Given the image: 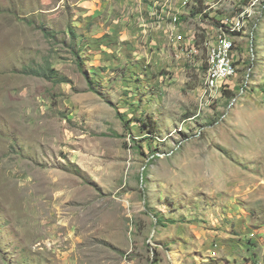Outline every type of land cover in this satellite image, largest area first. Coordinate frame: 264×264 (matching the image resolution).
<instances>
[{"label":"rangeland","instance_id":"rangeland-1","mask_svg":"<svg viewBox=\"0 0 264 264\" xmlns=\"http://www.w3.org/2000/svg\"><path fill=\"white\" fill-rule=\"evenodd\" d=\"M254 1L0 0V264H264V0L214 95L149 31Z\"/></svg>","mask_w":264,"mask_h":264},{"label":"built area","instance_id":"built-area-1","mask_svg":"<svg viewBox=\"0 0 264 264\" xmlns=\"http://www.w3.org/2000/svg\"><path fill=\"white\" fill-rule=\"evenodd\" d=\"M186 2L183 1V4L185 5ZM257 3L258 0L234 15H225L220 20H214L216 24L204 22L205 26L201 33L204 34L202 45L206 50L207 68L203 97L221 91L226 83L236 76L238 71L236 38L245 32L255 14L254 8ZM166 8L167 6L163 7V10ZM180 17V14H173L170 11L168 15H163L162 19L167 23V35L178 49L180 56L185 52L187 56H195L199 53L197 35L183 34ZM211 17L212 20L215 18L212 15Z\"/></svg>","mask_w":264,"mask_h":264},{"label":"crops","instance_id":"crops-1","mask_svg":"<svg viewBox=\"0 0 264 264\" xmlns=\"http://www.w3.org/2000/svg\"><path fill=\"white\" fill-rule=\"evenodd\" d=\"M178 7V6H177ZM176 7V8H177ZM151 8V7H150ZM181 8V7H180ZM152 9V8H151ZM211 15V14H210ZM217 14H213L212 13V16L215 17ZM188 15L186 16H182L180 17V20L182 22V32L184 35L188 36L192 33H196L197 35V38L199 39V34L201 33V30L200 29H196V25L195 24H192L191 21L194 19L190 18V17H187ZM207 23H209L210 21H206ZM159 23V22H158ZM119 26V25H118ZM198 26L202 28L205 26V24H203V22H199L198 23ZM117 31V30H116ZM114 32L115 34H117V32ZM150 33H151V36H152V46H157L161 43V41H156L155 38H158L159 39V36H162L161 38L163 39L164 41V37L166 39V41L169 43V45H174L172 40H170V38L168 37L167 33V23L166 22H162V23H159L157 26H150V29H149ZM156 36V37H154ZM175 46V45H174ZM176 47V46H175Z\"/></svg>","mask_w":264,"mask_h":264},{"label":"trees","instance_id":"trees-1","mask_svg":"<svg viewBox=\"0 0 264 264\" xmlns=\"http://www.w3.org/2000/svg\"><path fill=\"white\" fill-rule=\"evenodd\" d=\"M73 37L76 38L74 33H73ZM32 74H34L35 76H38V77H43V78L52 80L53 79L54 70L53 69H44L42 71H35ZM90 84L92 85L91 81H90ZM90 88H91L92 91H94L93 86H91ZM119 116H120V113H119ZM124 121H125V119H124ZM159 222H161V220H159Z\"/></svg>","mask_w":264,"mask_h":264}]
</instances>
